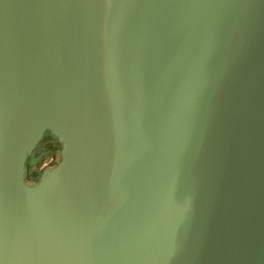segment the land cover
Returning <instances> with one entry per match:
<instances>
[{
    "label": "water",
    "instance_id": "obj_1",
    "mask_svg": "<svg viewBox=\"0 0 264 264\" xmlns=\"http://www.w3.org/2000/svg\"><path fill=\"white\" fill-rule=\"evenodd\" d=\"M0 264H264V0H0Z\"/></svg>",
    "mask_w": 264,
    "mask_h": 264
},
{
    "label": "flooded vegetation",
    "instance_id": "obj_2",
    "mask_svg": "<svg viewBox=\"0 0 264 264\" xmlns=\"http://www.w3.org/2000/svg\"><path fill=\"white\" fill-rule=\"evenodd\" d=\"M42 144L44 145V149L42 150V155L48 152L51 153V156L49 158L50 161L48 162L47 166L44 167V169L53 167L60 158V154H59L60 143L56 138L51 136L48 132H45L41 141L37 145L35 152L37 151L38 147H40V145ZM34 153L26 161V173L24 180L29 185L35 184L38 181L41 173L40 167H43L41 166L42 164H39L41 162V159H36L33 163L29 164V161L31 157L34 155Z\"/></svg>",
    "mask_w": 264,
    "mask_h": 264
},
{
    "label": "rangeland",
    "instance_id": "obj_3",
    "mask_svg": "<svg viewBox=\"0 0 264 264\" xmlns=\"http://www.w3.org/2000/svg\"><path fill=\"white\" fill-rule=\"evenodd\" d=\"M37 148V147H36ZM44 149V145H40V147H38L37 151L35 152V150L33 151L34 155L31 157L29 164L33 163L36 159H41V162L39 164H42L40 167V171H42L44 169L45 166H47L48 162L50 161V156L51 153H45L44 155H42V150ZM32 153V154H33Z\"/></svg>",
    "mask_w": 264,
    "mask_h": 264
},
{
    "label": "crops",
    "instance_id": "obj_4",
    "mask_svg": "<svg viewBox=\"0 0 264 264\" xmlns=\"http://www.w3.org/2000/svg\"><path fill=\"white\" fill-rule=\"evenodd\" d=\"M39 144V143H38ZM59 161V160H58ZM39 180V179H38Z\"/></svg>",
    "mask_w": 264,
    "mask_h": 264
}]
</instances>
